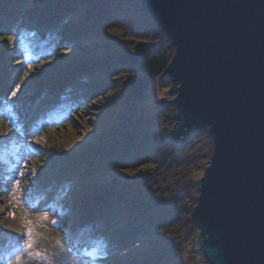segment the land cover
I'll list each match as a JSON object with an SVG mask.
<instances>
[{"label": "trees", "instance_id": "obj_1", "mask_svg": "<svg viewBox=\"0 0 264 264\" xmlns=\"http://www.w3.org/2000/svg\"><path fill=\"white\" fill-rule=\"evenodd\" d=\"M8 1L5 8H0V34H17L14 26L20 22L16 27L20 26L23 34L18 39L25 36L29 40L13 50L11 60L21 53L23 61H32V68L29 71L24 63L0 66V107L20 81L17 95L6 105L8 112L14 107L22 108L24 102L34 97L46 95L33 110L13 112L16 119L23 118L21 131L35 135L44 126L55 130L71 127L72 131L78 127L76 133L83 135L88 128L81 113L92 110L100 112L98 117L104 113L107 122L103 124L97 118L95 122L102 125L96 144L89 146L76 167L65 169L56 178L57 185L42 190L36 203L45 205L54 187L63 183L65 191L55 198L52 207L58 215L51 217L62 221L61 227L68 233L74 254L95 252L97 247L104 250L99 254L106 258L90 260L91 264H124L125 260L129 264H186L182 243L198 227L190 221L191 211L169 206L176 204L175 198L181 194L185 182L184 175H173L174 165L166 160L168 149L162 148L171 146L170 151H181L185 148H179L182 141L187 142L190 136L177 145L171 142L175 121L174 112L170 116L163 113L168 107L159 110L161 115L142 117L134 129L127 122L133 103L143 98L151 80L168 64L174 50L171 42L154 18L141 13L136 0H59L53 1L51 10L43 9L41 15L32 10L26 13L32 0ZM84 38H91V44L92 40L95 42L89 49L84 47L86 50L76 52V44ZM134 54L142 55L141 59L134 63L120 62L122 56ZM0 57H3L1 50ZM79 62L82 65L77 68L75 64ZM23 65L29 77L20 80ZM44 70L52 80L48 91H41L36 84L35 91L23 95L28 80ZM91 122L92 118H88L86 123ZM142 166L149 171L135 174ZM197 195L198 191L192 208ZM99 197L101 202L94 203ZM156 201L159 207L153 206ZM74 212L85 213L78 231L70 216ZM130 228L132 233L128 232ZM7 242L0 237V253L5 254ZM65 245L69 250L68 244ZM37 251L34 244L31 252ZM137 252L138 256H134Z\"/></svg>", "mask_w": 264, "mask_h": 264}, {"label": "water", "instance_id": "obj_2", "mask_svg": "<svg viewBox=\"0 0 264 264\" xmlns=\"http://www.w3.org/2000/svg\"><path fill=\"white\" fill-rule=\"evenodd\" d=\"M136 1L174 47L157 77L174 96L152 103L175 107L171 142L212 138L190 213L195 250L207 264H264V0Z\"/></svg>", "mask_w": 264, "mask_h": 264}, {"label": "rangeland", "instance_id": "obj_3", "mask_svg": "<svg viewBox=\"0 0 264 264\" xmlns=\"http://www.w3.org/2000/svg\"><path fill=\"white\" fill-rule=\"evenodd\" d=\"M21 1L22 0H20V2ZM49 1L32 0L30 8L25 11L28 14L29 11L32 10L36 15H41L40 13L43 9L51 10L55 4H53V1L59 0ZM7 2L9 1L0 0V8H5ZM11 13L12 11L9 15ZM19 24L20 22L14 26L16 28V33L19 31L14 35L16 37L14 46H9L6 39L0 40V50L1 55H3V57H0V66L14 67L23 64V56L20 55L21 53L15 57V60H11L13 50L19 49V45L22 43L27 44L29 40V38H26L25 36L22 37L21 40L18 39V36L23 34L22 31H20V26L16 27ZM68 28H70V26H68ZM90 39L84 38L79 41L76 44V52L83 51L84 47L89 49V47L95 42V40H92L91 44ZM7 57L9 60H7ZM18 59L21 60L22 63L17 64L16 61ZM81 65V62L75 64L77 68ZM22 68L21 70L23 71L21 75H18L19 78L24 77V72L27 71V68H24V65ZM48 74L49 73L44 70L41 74H38V77H31V80H28L26 83L22 94L26 95L27 92L35 91L38 88V85L41 91L47 92L48 85L52 81ZM40 77H44V79H41ZM36 84L38 85L36 86ZM168 90L169 87L166 83L158 82L157 78L152 79L143 98L133 103L132 113L131 115L128 114V126L134 129L142 117L151 116L154 113L161 115V112L159 111L161 108H156L152 103L153 100L165 97V95L167 100L173 98L174 94H169ZM8 102V99L7 101H3L0 107V237L8 241V247L5 249V254L0 253L2 255L1 258L6 254L7 258H0V264H8V260L14 259L17 254L21 255V264H91L89 259L82 261L76 256V254L67 249L63 242V234L59 228L54 229L51 225V221L54 219L51 217V212H49V218L47 221L40 220V217L43 215L42 210L51 209L55 205L53 203L55 198L61 193H64L65 187L63 183L54 187L55 191L46 201V204L38 208L41 210L33 211L32 207H34V205L30 203L28 199L31 196L34 197L35 195H40L43 187H50L56 184V178H60L65 169L76 167L77 162L87 154L89 146L96 144L101 134L102 124L95 121H97L98 118L99 122L102 121L103 124L107 123L105 120V114L103 113L102 117H98L96 115H99L100 112L97 110L88 111L84 114L81 113V119L82 121H85L84 125L88 128L87 133L84 132L83 135L76 133L78 127L74 128L72 131L71 127L66 129L59 127L58 130H55L46 126L42 127L41 130L33 135L27 131L17 130L13 123H18L20 120L12 116L13 112L16 113L17 110L21 109H23L21 112L25 113L24 110L31 108L33 104L22 105V108L14 107L8 112L6 109ZM27 103L32 102L27 101ZM164 108L166 109L167 107ZM174 110V106H168V109L163 113H167L166 115L170 116ZM111 117L109 120L112 122L113 119H111ZM88 118H92V127L89 125L91 123H86ZM22 119L23 118H21V120ZM81 119L79 118L78 121L80 122ZM166 130L168 132V127ZM188 136H190V139H188L187 142H183L181 139L182 146L179 148L185 146L183 150L178 152L170 151L171 146L164 147L162 150L168 149L166 160L174 165L173 175H184L185 182V186L180 190L181 194H178L177 198H175L177 200L176 204L169 206L171 209L175 208L178 211L185 207L186 210L190 212L192 208L191 203L195 200L196 192L198 190V185L196 186V184L197 182L199 183V179L203 173L202 168L209 161L212 151V138L207 129ZM148 171V167L145 168L142 166L137 172L135 171V174H146ZM21 172L24 173L23 176L20 175ZM121 176L122 175H118V177ZM31 180H33V182H31ZM169 184H171V182H169ZM5 189L7 190V194H5ZM29 205H31V207ZM87 205H89V203L85 206ZM159 206L160 203L158 207ZM9 212L14 213V218L8 215ZM70 216L73 218L72 224L74 225V229H77L85 219V213L83 212L70 213ZM65 218L67 219L69 217L65 215ZM58 222L60 226H62V221L59 218ZM28 228H32L34 231V238L36 241L35 247L39 249V252L41 253L40 256H36V252H32L33 255L31 256L24 251L18 252V250L23 247V240L18 239V236L24 233ZM76 231H78V229ZM128 232L132 233L133 228H130ZM198 232L199 230L192 231V235L190 237L188 236L186 239L187 243H182L181 248L184 251L183 260L186 264H207L205 259L201 256L199 249L195 250V247L197 246L196 239L198 237ZM138 254L139 252L136 254L134 253V256H138ZM188 260H190V263ZM124 262H126L124 264H129L127 260Z\"/></svg>", "mask_w": 264, "mask_h": 264}, {"label": "snow or ice", "instance_id": "obj_4", "mask_svg": "<svg viewBox=\"0 0 264 264\" xmlns=\"http://www.w3.org/2000/svg\"><path fill=\"white\" fill-rule=\"evenodd\" d=\"M4 39H6L8 41L9 46H14L15 45L16 37L14 35H12V34L0 35V40H4ZM48 55H52V53H48ZM16 63L20 64V63H22V61L18 59L16 61ZM23 63L27 65V67H28V69L30 71L31 68H32V61L24 60ZM29 71H25L24 72V77H28L29 76ZM21 79H23V77ZM19 88H20V85L17 84L16 89H13L11 91V94L7 97V99L9 101H12L13 97H15L17 95V90H19ZM10 131H11V129H10ZM20 175L23 176L24 173L21 172ZM5 194H7V190L6 189H5ZM29 206L31 207V205H29ZM37 210H41V209L33 208V211H37ZM42 211H43V215L40 217L41 221H47L48 220L49 212H51L52 216H54V217L58 215V213H57L55 208L44 209ZM8 215L12 216L14 218V213L13 212H9ZM51 223H52L53 227L60 228V231L62 233H64V243L68 244L69 251H73L72 242H71V240H70V238L68 236V233L65 232V229L60 226L58 220L57 219H52ZM18 239H22L23 240V247H22V249L18 250V252L24 251V252H27L29 256L33 255V253L31 252V249L33 248V245L36 242L35 238H34L33 229L32 228H28L24 233H22V234H20L18 236ZM103 251L104 250H102L99 247H97L95 252L89 253V252L85 251L83 254H81L79 252H76L75 254L82 261L85 260V259L98 261V260H102V259L106 258L105 255L99 254V253H102ZM35 255L36 256H40L41 253L39 251H37L35 253ZM8 264H21V255L20 254L15 255L14 259L8 260Z\"/></svg>", "mask_w": 264, "mask_h": 264}]
</instances>
